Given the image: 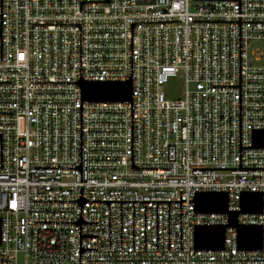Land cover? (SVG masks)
Here are the masks:
<instances>
[{
	"label": "built area",
	"instance_id": "obj_1",
	"mask_svg": "<svg viewBox=\"0 0 264 264\" xmlns=\"http://www.w3.org/2000/svg\"><path fill=\"white\" fill-rule=\"evenodd\" d=\"M253 41L264 0H0V264H264V205L238 215L261 249L235 226L220 250L194 239L229 221L196 192L264 198ZM127 80L131 100L82 99L80 81Z\"/></svg>",
	"mask_w": 264,
	"mask_h": 264
},
{
	"label": "water",
	"instance_id": "obj_2",
	"mask_svg": "<svg viewBox=\"0 0 264 264\" xmlns=\"http://www.w3.org/2000/svg\"><path fill=\"white\" fill-rule=\"evenodd\" d=\"M82 99L86 101H128L132 99V81H80ZM262 145V131L255 132V146ZM229 194L226 191H201L195 194L196 212L228 213V224H198L195 226V247L206 250H220L225 247V232L228 226L237 228V243L240 249L262 248L263 226L261 224H240V212L263 211L262 192L245 191L241 195V210H228Z\"/></svg>",
	"mask_w": 264,
	"mask_h": 264
},
{
	"label": "rangeland",
	"instance_id": "obj_3",
	"mask_svg": "<svg viewBox=\"0 0 264 264\" xmlns=\"http://www.w3.org/2000/svg\"><path fill=\"white\" fill-rule=\"evenodd\" d=\"M252 48L251 50L254 51L255 49H260L262 52V55L264 56V44L261 41H253L252 42ZM261 61L260 63H262ZM169 91L174 94L175 96H183L185 91V83L182 78H174L170 81L169 84Z\"/></svg>",
	"mask_w": 264,
	"mask_h": 264
}]
</instances>
